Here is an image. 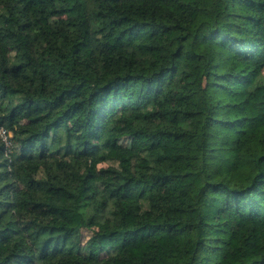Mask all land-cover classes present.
Returning <instances> with one entry per match:
<instances>
[{"label": "trees", "instance_id": "obj_1", "mask_svg": "<svg viewBox=\"0 0 264 264\" xmlns=\"http://www.w3.org/2000/svg\"><path fill=\"white\" fill-rule=\"evenodd\" d=\"M0 127V264H264V0H0Z\"/></svg>", "mask_w": 264, "mask_h": 264}, {"label": "built area", "instance_id": "obj_2", "mask_svg": "<svg viewBox=\"0 0 264 264\" xmlns=\"http://www.w3.org/2000/svg\"><path fill=\"white\" fill-rule=\"evenodd\" d=\"M0 138L5 146V155L9 158L13 148V135L6 128L0 127Z\"/></svg>", "mask_w": 264, "mask_h": 264}, {"label": "rangeland", "instance_id": "obj_3", "mask_svg": "<svg viewBox=\"0 0 264 264\" xmlns=\"http://www.w3.org/2000/svg\"><path fill=\"white\" fill-rule=\"evenodd\" d=\"M118 145L119 146H123V149L128 150L131 147V140L130 139H123V140L118 142ZM106 167H108V164L101 163L99 165V168H106ZM89 234H90L89 232H85L84 233V238L87 239Z\"/></svg>", "mask_w": 264, "mask_h": 264}]
</instances>
